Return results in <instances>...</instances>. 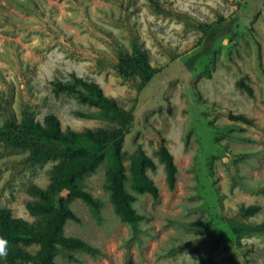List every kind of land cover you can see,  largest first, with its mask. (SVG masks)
<instances>
[{
  "label": "rangeland",
  "instance_id": "rangeland-1",
  "mask_svg": "<svg viewBox=\"0 0 264 264\" xmlns=\"http://www.w3.org/2000/svg\"><path fill=\"white\" fill-rule=\"evenodd\" d=\"M134 45L157 69L145 85L114 68ZM71 73L132 112L124 164L138 146L150 156L158 198L126 182L143 219L136 228L122 222L100 163L81 182L101 202L99 215L74 199L77 220L64 225L65 235L100 253L60 251L55 264H264V235L235 236L228 225L264 221V0H0V126L53 114L63 131L119 127L88 115L97 109L73 95L53 93V81ZM240 79L252 96L239 90ZM227 111L254 125L230 120ZM159 134L177 167L173 190L155 154ZM27 154L0 143V208L37 225L28 190L48 188L60 160L34 164ZM250 205L259 211L241 217Z\"/></svg>",
  "mask_w": 264,
  "mask_h": 264
},
{
  "label": "trees",
  "instance_id": "trees-1",
  "mask_svg": "<svg viewBox=\"0 0 264 264\" xmlns=\"http://www.w3.org/2000/svg\"><path fill=\"white\" fill-rule=\"evenodd\" d=\"M114 68L124 78L138 75L142 85L150 82L157 73V69L150 65L146 52L138 45H134L131 53H121ZM52 86L56 96L73 95L79 103L97 109L88 115L114 121L119 127L111 130L63 131L60 120L53 114L46 115L43 123L24 117L20 121L11 120L0 126V143L27 150L29 162L38 164L47 160H60L48 188L32 185L28 190L35 199L27 203V209L30 214L40 216L37 225L14 218L9 209L0 208V264H55V254L60 251L76 250L90 255L100 253L87 242L65 235L64 225L69 219L77 220L69 206L74 199L82 200L96 216L99 215L101 202L81 182L102 162L106 165L104 187L115 214L122 222L136 228L143 219L133 206L136 197L126 190V182H130L134 192L158 198V188L147 174L148 170H156L154 160L138 146L128 155V165L124 164L122 147L129 126L134 121L132 112L114 98L107 97L96 82L86 81L75 73H71L70 80H54ZM237 87L253 95L252 87L243 79L237 81ZM227 116L232 121L254 125V121L242 113L227 111ZM155 154L164 166L167 186L173 190L177 167L165 138L160 134L157 136ZM259 209L258 205L242 206L241 217L253 216ZM228 225L235 236L250 233L264 235V221L250 224L230 220ZM30 245H36L37 250L32 253L23 249Z\"/></svg>",
  "mask_w": 264,
  "mask_h": 264
}]
</instances>
